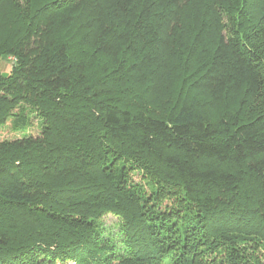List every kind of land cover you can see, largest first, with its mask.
Here are the masks:
<instances>
[{
	"label": "trees",
	"instance_id": "obj_1",
	"mask_svg": "<svg viewBox=\"0 0 264 264\" xmlns=\"http://www.w3.org/2000/svg\"><path fill=\"white\" fill-rule=\"evenodd\" d=\"M251 4L0 0V264H264Z\"/></svg>",
	"mask_w": 264,
	"mask_h": 264
},
{
	"label": "rangeland",
	"instance_id": "obj_2",
	"mask_svg": "<svg viewBox=\"0 0 264 264\" xmlns=\"http://www.w3.org/2000/svg\"><path fill=\"white\" fill-rule=\"evenodd\" d=\"M250 2H252V4H251L252 8L249 5L248 14H249L250 18H253L255 21L259 20L258 17L264 13V7H261V4L260 3L258 4L254 0H250ZM262 16H264V14ZM192 38H193V35H185L184 39H191L192 40ZM12 66H13L12 57H9V58L3 57L0 59V72L8 73L10 71V69L12 68ZM173 71L177 72L176 70H173ZM171 78L169 77V80H171V83L172 82L175 83L176 80L174 79V76H171ZM180 78H182V77H180ZM169 80L167 82H169ZM38 131H39V127L37 126V120L33 119L32 125L28 128V132L32 135H36L38 133ZM20 136H21V133L13 130L10 126L9 121H7L4 126L0 127V139H4V138L9 139V138L20 137ZM131 175H132V180L134 182L142 184L145 187V189L146 188L149 189L148 185L146 184V181L141 178V172L139 170L134 169V171L131 172ZM100 221L103 224V226L105 227L106 233H109V232L113 233L114 231H116L118 229L117 223H118L119 219L117 218V216H115L112 213H107V214L103 215L101 217Z\"/></svg>",
	"mask_w": 264,
	"mask_h": 264
},
{
	"label": "water",
	"instance_id": "obj_3",
	"mask_svg": "<svg viewBox=\"0 0 264 264\" xmlns=\"http://www.w3.org/2000/svg\"><path fill=\"white\" fill-rule=\"evenodd\" d=\"M4 74V76H6L7 75V73H3Z\"/></svg>",
	"mask_w": 264,
	"mask_h": 264
}]
</instances>
